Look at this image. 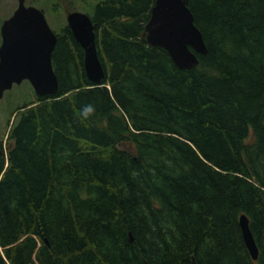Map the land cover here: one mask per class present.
Returning a JSON list of instances; mask_svg holds the SVG:
<instances>
[{
	"label": "trees",
	"instance_id": "16d2710c",
	"mask_svg": "<svg viewBox=\"0 0 264 264\" xmlns=\"http://www.w3.org/2000/svg\"><path fill=\"white\" fill-rule=\"evenodd\" d=\"M153 3L86 6L99 83L55 31L57 92L11 110L0 264H264V0H188L208 50L189 68L147 42Z\"/></svg>",
	"mask_w": 264,
	"mask_h": 264
},
{
	"label": "water",
	"instance_id": "95a60500",
	"mask_svg": "<svg viewBox=\"0 0 264 264\" xmlns=\"http://www.w3.org/2000/svg\"><path fill=\"white\" fill-rule=\"evenodd\" d=\"M66 22L83 49L87 77L93 82H101L104 66L98 55L95 23L87 12L78 9L66 11ZM145 33L147 42L165 48L180 68L197 65V54L208 52L202 33L194 23L188 0H154ZM0 36V97L4 90L25 79L38 95L56 93L58 80L51 54L57 35L43 9L17 0L13 12L1 22ZM3 154L4 147L0 145V166ZM239 224L245 245L251 257L256 259L258 246L245 214L239 216Z\"/></svg>",
	"mask_w": 264,
	"mask_h": 264
},
{
	"label": "rangeland",
	"instance_id": "374dc122",
	"mask_svg": "<svg viewBox=\"0 0 264 264\" xmlns=\"http://www.w3.org/2000/svg\"><path fill=\"white\" fill-rule=\"evenodd\" d=\"M84 1L87 2L85 5L89 6V3L95 0ZM25 2L28 4H35L43 9L46 19L54 31H58L64 23H67L66 10L62 5L61 0H25ZM55 2L59 3L58 6L54 5ZM16 6L17 0H0V25L3 19L9 16ZM86 6L78 4L77 9L84 11ZM30 85V82L26 79L22 80L20 83H14L11 88L4 90L0 97V140L3 142L2 146L4 149L9 122H11L14 117V113L12 114L11 110L23 99H34V93L31 89L32 86L30 87ZM7 119H9V121Z\"/></svg>",
	"mask_w": 264,
	"mask_h": 264
},
{
	"label": "clouds",
	"instance_id": "9594fccd",
	"mask_svg": "<svg viewBox=\"0 0 264 264\" xmlns=\"http://www.w3.org/2000/svg\"><path fill=\"white\" fill-rule=\"evenodd\" d=\"M86 111H90V109H86Z\"/></svg>",
	"mask_w": 264,
	"mask_h": 264
}]
</instances>
